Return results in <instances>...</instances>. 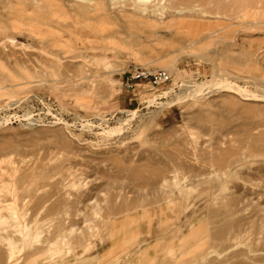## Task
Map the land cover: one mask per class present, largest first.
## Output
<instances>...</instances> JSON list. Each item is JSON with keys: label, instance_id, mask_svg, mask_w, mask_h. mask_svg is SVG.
Returning a JSON list of instances; mask_svg holds the SVG:
<instances>
[{"label": "rangeland", "instance_id": "374dc122", "mask_svg": "<svg viewBox=\"0 0 264 264\" xmlns=\"http://www.w3.org/2000/svg\"><path fill=\"white\" fill-rule=\"evenodd\" d=\"M0 206V264H264V0H0Z\"/></svg>", "mask_w": 264, "mask_h": 264}, {"label": "built area", "instance_id": "2783aa9c", "mask_svg": "<svg viewBox=\"0 0 264 264\" xmlns=\"http://www.w3.org/2000/svg\"><path fill=\"white\" fill-rule=\"evenodd\" d=\"M169 78V74L164 69H155V70H147V69H138L135 68L131 71L130 77L125 80L126 87H132V81L146 79L153 85H159Z\"/></svg>", "mask_w": 264, "mask_h": 264}, {"label": "bare ground", "instance_id": "6f19581e", "mask_svg": "<svg viewBox=\"0 0 264 264\" xmlns=\"http://www.w3.org/2000/svg\"><path fill=\"white\" fill-rule=\"evenodd\" d=\"M135 2V1H134ZM127 3V2H126ZM119 10V9H118ZM121 11H123V10H121ZM134 13V12H133ZM138 13V12H137ZM127 14V13H126ZM35 33H37V31H35ZM31 35V34H30ZM34 35V34H33ZM32 36V35H31ZM43 37H45V36H43ZM48 39V38H47ZM56 48H58V47H56ZM61 48V47H60ZM66 48H68V46L66 47ZM41 49L43 50V51H46V52H49V51H51L52 49H44V47H41ZM63 48H61V50H62ZM72 49V48H71ZM35 50V49H34ZM55 50V49H54ZM54 50H52V51H54ZM60 50V51H61ZM64 50H65V48H64ZM56 51V50H55ZM206 86V85H205ZM228 87V86H227ZM229 88H230V86H229ZM232 88V87H231ZM209 91V90H208ZM240 91V90H239ZM243 91V90H242ZM252 96H253V94H252ZM247 97V96H246ZM257 98V97H256ZM161 104V103H160ZM175 175V174H174ZM177 177V176H176ZM178 178V177H177ZM177 178H176V180H177ZM23 195V194H22ZM3 204V203H2ZM4 206V205H3ZM0 208H1V206H0ZM6 209H7V207H6ZM9 209V208H8ZM1 211V210H0ZM14 213V212H13ZM1 215H3L2 214V212H1ZM24 215V214H23ZM1 218V217H0ZM5 219V218H4ZM1 220H2V218L0 219V222H1ZM4 222V221H3Z\"/></svg>", "mask_w": 264, "mask_h": 264}]
</instances>
